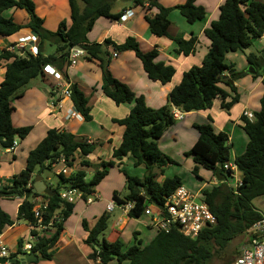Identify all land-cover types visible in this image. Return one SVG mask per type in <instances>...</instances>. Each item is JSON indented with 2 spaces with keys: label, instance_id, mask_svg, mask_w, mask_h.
<instances>
[{
  "label": "trees",
  "instance_id": "obj_1",
  "mask_svg": "<svg viewBox=\"0 0 264 264\" xmlns=\"http://www.w3.org/2000/svg\"><path fill=\"white\" fill-rule=\"evenodd\" d=\"M118 1L69 0L71 25L68 26L66 21H63L57 31L51 32L43 27V20L36 15L35 3L32 0H0V35L10 37L24 29H29L39 39L37 56L24 48L14 52L0 49V59L11 61L6 66L5 79L0 85V136H2L0 145L4 149H10L14 146L16 138L24 139L30 132L29 127L15 128L12 124L14 99L24 94L33 79L44 74L46 65L54 64L60 71L66 65L68 67L70 49L79 46L88 60L100 62L102 92L118 106L134 104L126 118L114 120L125 127V132L121 145L113 152V159H123L130 154L135 160V166H145L149 175L140 180L122 170L126 177L128 194L121 197L118 192H114L113 200L119 206L135 202L128 216L139 219L149 205L148 202L162 206L166 198L182 186L180 177L165 178L162 182H158L154 172V169L158 168L163 173L165 167L176 163L160 150L157 142L165 131L176 123L172 108L175 107L184 113L202 111L210 109L216 98H222V108L229 111L238 103V90L229 80L235 81L243 74L232 72L234 66L227 63L226 56L228 53L249 49L255 40L264 37V2L225 0L220 7L219 19L213 21L211 26L204 30L211 45L202 65L194 66L184 73L180 84L171 91L167 105L152 109L147 106L143 96H136L127 84L112 75L109 70L110 57L107 49L111 47L118 52H135L148 77L167 84L172 80L175 69L173 66L156 62L159 55L157 47L149 52H143L133 36H129L122 44H116L110 39L103 43H90L87 38V34L99 18L111 20L121 18L123 12L113 11ZM125 1L132 2L135 7H144L148 2V0ZM153 8H156L158 13L154 16H146L151 33L157 37L167 36L172 39L176 44L174 49L176 55L194 53L198 43L197 35L186 40L180 37L173 38L168 33L171 24L169 16L173 8L163 7L157 0H152L148 10ZM11 9L25 10L29 15V22L22 25L14 18L6 17L5 12ZM175 9L190 24L202 22L207 18L205 8L197 5L196 0H187L185 4ZM47 45L54 46L55 52L46 54ZM247 59L257 69L256 77L259 75L263 77L264 87V58L250 53ZM226 71L232 73L229 78L223 77ZM223 83L229 86L230 93L222 89ZM71 91L73 105L85 121L90 122L92 115L88 98L76 85L71 87ZM228 97L232 98L227 102ZM253 116V120L246 116L242 117L243 129L248 135L249 142L245 152L235 158V165L242 174V184L236 190L223 183L228 180V175L232 174L224 168V165L231 160L228 135L224 132H216L211 123L196 125L199 138L187 155L193 157L195 165L192 173L196 177H199L200 168H204L212 171L218 181L222 182L210 190L203 191L210 210L217 218L216 226L206 228L196 239L184 236L175 227L169 232L153 228L156 230V235L150 243L144 245L141 240L136 239L134 245L123 251L124 244L120 239L113 242L105 238L100 240L108 228L110 218L108 214H103L92 228L88 227L85 220L83 221V227L88 233L85 243L93 249L90 259L99 264H109L114 260L119 264L124 261H128L129 264H213L217 258L226 256L227 261L222 264H232L239 254L233 256L232 261H228L226 251L230 244L239 238L248 239L253 226L264 218L254 205L255 200L264 197V94L260 100V108ZM95 149V144L78 139L68 131L51 129L41 143L29 153L25 169L17 175L13 184L0 188V199L25 197L18 209V219L32 226L37 224L33 212L35 203L32 199L42 197L47 204L46 208H41L42 221L47 225L53 220L54 227L50 236L39 237L34 244L31 252L36 256L47 260L52 258L51 250L61 236L63 223L75 208L74 203L62 199L61 193L65 190L79 191L86 200L95 193L96 187L115 163L113 160L101 162L89 181L86 180V172L82 170L67 176L63 173L53 174L56 183L49 185L54 191L53 196L33 193L35 176L52 173V165L62 158L68 166L79 158L82 166L91 167L92 163L88 157ZM145 160L151 161L152 166L149 167ZM139 185L147 188L151 195L149 200L143 191H137ZM14 224L15 221L0 206V234ZM32 234H36L35 230ZM244 242L240 243L238 252ZM16 256L17 254L13 255Z\"/></svg>",
  "mask_w": 264,
  "mask_h": 264
},
{
  "label": "crops",
  "instance_id": "obj_2",
  "mask_svg": "<svg viewBox=\"0 0 264 264\" xmlns=\"http://www.w3.org/2000/svg\"><path fill=\"white\" fill-rule=\"evenodd\" d=\"M32 1L35 3V13L43 20V27L46 30L57 31L63 21H66L68 26L71 25L69 0ZM257 1L264 2V0ZM157 2L163 7L175 9L177 6L185 4L187 0H157ZM224 2L225 0H196L197 5L205 8L207 18L194 24L188 23L177 10H172L170 13L171 24L168 28V33L171 37L189 40L193 35H197L198 43L196 49L190 55H176L174 53L176 44L172 39L167 36L157 37L151 33L146 16H154L158 13L156 8L148 10L142 6L135 7L132 2L125 6L117 5L113 11L115 13H124L127 10H133L134 15L125 20L121 18L111 20L101 17L87 34V38L90 43H103L105 40L110 39L116 44H122L129 36H133L137 39L143 52H149L157 47L159 55L156 58V62L173 66L175 69L172 80L167 84L150 79L135 52H118L111 47L107 51L110 57L109 70L112 75L127 84L136 96H143L148 107L159 109L168 104L171 91L180 84L184 73L194 66L202 65L211 45L210 40L204 34V30L209 28L213 21L219 19L220 7ZM5 16L14 18L18 24L23 25L29 22V15L25 10L11 9L5 12ZM20 20L21 22H19ZM31 34L32 32L29 29H24L12 37H15L17 42L19 38ZM8 38L0 35V49H7L10 52L16 51V49H13L16 42L9 41ZM263 42L264 37L255 40L253 46L249 48L250 53L262 56L264 46L261 43ZM256 43L260 44V49L253 52L252 48ZM45 51H47V46ZM242 52L245 58L239 56L238 51L228 53L226 56L228 64L236 65L232 72L243 74L235 81L231 80L238 90V103L227 111L222 108V98H216L210 109L184 113L181 120L170 126L157 142L160 150L176 163L165 167L163 173L158 168L154 169L156 173L155 179L158 182H162L165 178L178 176L182 180V187L192 193H203L204 190H210L212 187L221 184L210 170L209 174L202 172V169L199 170V177L192 173L195 163L193 158L191 159L187 153L193 148L199 138L196 125L211 123L216 132H224L228 135V144L231 147L230 163L235 164V158L245 152L249 138L243 129L242 117L245 112L253 115L255 111L259 110L264 87L262 84L263 77L260 75L256 77L257 69L255 67L254 74L249 73L251 64L247 59L248 54L245 51ZM114 53L118 54L117 57L113 56ZM230 54H233V56H230ZM10 62L0 59V85L5 79L6 66ZM240 65L241 67H239ZM50 66L57 69L54 64H50ZM61 72L71 87L76 85L88 98L92 120L90 122L85 121L73 105L71 97L64 98L60 107L55 112L50 113L49 102L55 95L56 83L45 72L42 76L33 79L25 89L24 94L13 101L14 110L11 117L13 126L15 128L29 127L30 132L24 139L16 138L14 147L10 149H4L0 145V188L13 184L17 175L25 169L29 153L41 143L51 129L68 131L78 139L86 140L88 143L96 145L95 151L88 157L92 166L84 167L81 165V159L76 158L72 165L67 166L66 176L82 170L86 172L87 180V174L91 173V176H93L96 167L101 162L113 160L115 163L113 167L120 168L121 172L122 170L130 174L132 172L131 176L143 180L147 174L146 167L135 166V160L130 154L123 159H113V152L121 145L125 132V127L114 120L126 118L134 104L118 106L102 92L100 62L98 60H88L86 54L78 59L76 65L65 66ZM231 74L230 71H226L223 77L229 78ZM221 87L227 93H230L229 86L225 83L221 84ZM231 98L228 97L227 102ZM72 114H75V116H72ZM64 165L65 163L63 162L54 165L51 169L52 173L41 175L42 180L45 183L55 184L56 179H54L53 174H58L64 168ZM107 177L108 174L102 182ZM236 177L242 179V174L238 170ZM229 178L231 177L229 176ZM230 181L229 179L228 185L232 187ZM101 183L96 189L101 186ZM96 189L95 194L98 199L92 204H87L80 193H75L73 202L75 208L70 217L63 223V231L57 244L51 250L52 258L50 260L37 256L35 262L22 263L18 261L17 264H98V262L90 259L93 249L85 243L88 233L83 227V221L85 220L88 227L92 228L103 214H108L111 217L116 211H118L119 215L113 227L115 230L112 233V239L108 241L122 240L124 244L123 251L134 245L136 239L138 241L141 240L144 245L152 241L155 236L146 241L147 243L145 242L151 236L150 230L152 227L149 217L142 215L139 219H132L119 208L108 212L107 206L113 201L114 193L101 196ZM115 190L117 189L115 188ZM24 200L25 197L0 199L1 208L15 221L14 225L7 227L1 233V241L11 256L23 253V247L25 244L30 243V237L33 235V226L24 220L18 219V209ZM32 202L35 203V206L45 203L42 197H34ZM52 230V228L35 230V236H37V239L43 236L48 237L51 235ZM20 242H22L21 245ZM12 246L14 247L13 250ZM19 249H21V253H19ZM114 262L116 260L109 264ZM127 262L124 261L121 264Z\"/></svg>",
  "mask_w": 264,
  "mask_h": 264
},
{
  "label": "built area",
  "instance_id": "obj_3",
  "mask_svg": "<svg viewBox=\"0 0 264 264\" xmlns=\"http://www.w3.org/2000/svg\"><path fill=\"white\" fill-rule=\"evenodd\" d=\"M151 1L148 0L145 3V8L151 7ZM134 15L133 10H127L121 16V19L125 20ZM38 36L31 34L26 37L19 38V40L14 44L16 50L28 48L29 52L34 56L38 55ZM28 46V47H27ZM85 52L83 50L73 47L70 49L68 57V67L77 64L78 59L83 57ZM117 53L113 56L117 57ZM44 72L49 74L55 81V95L49 102L50 113L56 111L64 98L71 97L72 91L69 83L66 82L64 75L61 71L46 65L44 67ZM172 115L175 121L181 120L184 112L173 107ZM75 116V114H72ZM244 116L248 117L250 120L254 119L251 113L245 112ZM15 145V144H14ZM14 147V146H13ZM59 162L65 163L64 168L58 172V174L67 173V164L62 158L55 162L52 167ZM225 170L232 172L228 176H233L236 179V186L239 187L242 184V180L236 177L237 166L230 162L224 165ZM229 180V178H228ZM228 180L223 181V183L228 184ZM220 183H222L220 181ZM235 188V190L237 189ZM82 193L75 190H65L61 193L62 199L69 203H73L75 199V193ZM98 197L95 193L91 194L85 202L87 204H92L97 200ZM135 202H128L124 205L119 206L114 200L111 201L107 206V211L112 212L114 209L119 208L123 210L126 214L134 208ZM47 204L36 205L33 209L34 216L37 219V224L33 226L34 230H46V228H53L54 221H50L47 225L43 224L41 208H46ZM143 215L150 218V225L152 228L169 232L173 227L177 228L184 236L191 239H196L206 228L214 227L217 225V218L210 210L208 203L206 202L203 193H192L185 189L184 187H179L173 194L168 196L165 203L162 206L152 205L151 203L144 210ZM37 236L34 234L30 237V243L25 244L23 247V253L31 252L35 242H37ZM241 246L239 255L232 264H264V218L256 223L252 230L251 235ZM11 256L7 248L3 245L1 241L0 234V258H5L7 261L0 264H17L16 262L9 261L10 259H18ZM99 264V262H98Z\"/></svg>",
  "mask_w": 264,
  "mask_h": 264
},
{
  "label": "rangeland",
  "instance_id": "obj_4",
  "mask_svg": "<svg viewBox=\"0 0 264 264\" xmlns=\"http://www.w3.org/2000/svg\"><path fill=\"white\" fill-rule=\"evenodd\" d=\"M126 4L129 5V1L119 0L115 4V6H117V5L118 6H125ZM174 10H177V9H173V11ZM19 22H21V20ZM8 40L14 42L15 41V37L11 36V37L8 38ZM261 45L264 46V42L261 43ZM258 49H260V44L256 43V45L252 48V50H253V52H256ZM54 52H55V47L47 45L46 53L47 54H51V53H54ZM238 54H239V56L245 58V55L243 54L242 51H238ZM230 56H233V54H230ZM230 58H232V57H230ZM237 63H239V62H237ZM234 66L236 67V65H234ZM239 67H241V65ZM189 157L191 159L193 158L192 156H189ZM200 170L202 172H207L209 174V170L206 171V169H204V168H200ZM131 174H132V172H131ZM131 174L129 173L130 176H131ZM230 177L231 178H229V179L231 180L230 182L232 184V187L235 189L237 187L236 186V178L233 177V176H230ZM44 178H46V176H44ZM91 178H92L91 173L87 174V181L91 180ZM160 179H162V178H160ZM46 184H47V186L50 185L49 182H46ZM115 188L117 190H115ZM96 190H97L98 193H100L101 196L107 195V194H113L114 192H118L121 197H124L125 195L128 194V190L126 189V178H125V175L120 171V168H117V167L110 168L109 169V173H108V177L101 183V186L99 188H97ZM254 205L259 209V211L264 216V197L261 198V199L255 200L254 201ZM118 215H119L118 211L114 212L111 215V217H110V219L108 221V228L102 234V236L100 237L101 241H102L103 237L106 240L112 239L111 238L112 237V233L115 230L113 227H114V224L117 221ZM150 231H151V236L148 239H146L145 242L149 241L156 234V230L155 229L152 228ZM244 241H245L244 238H239V239L235 240L233 243L230 244L228 250L226 251V254L228 256L227 258L229 259L228 261H232L234 259L233 256H237L239 254L238 247L240 246V243L242 244V242H244ZM13 249H14V247L12 246V250ZM226 261H227L226 260V256H222V257H219L216 260H214L213 264H222V263H224ZM112 264H119V263L116 261V262H114ZM125 264H129V262H127Z\"/></svg>",
  "mask_w": 264,
  "mask_h": 264
},
{
  "label": "water",
  "instance_id": "obj_5",
  "mask_svg": "<svg viewBox=\"0 0 264 264\" xmlns=\"http://www.w3.org/2000/svg\"><path fill=\"white\" fill-rule=\"evenodd\" d=\"M77 49L82 50V48H80L79 46H77ZM244 51L246 52V54L249 55L250 50L249 49H244ZM262 57L264 58V53L262 54ZM255 72V68L254 65L251 64L250 68H249V73L254 74ZM231 82V84H233V82L231 80H229ZM2 140V136H0V141ZM145 162H147L148 166H152L151 161L145 160ZM221 167V165H220ZM146 175H149V172H147ZM33 193H38V194H44L47 196H53L54 195V191L47 186V184L42 180L41 175H36L34 178V183H33V188H32ZM137 191L141 192L143 191L146 194L147 199L149 200L151 198V195L148 193V190L146 187H144L143 185H139L137 187ZM148 204H150L148 202ZM18 259H10L9 261L11 262H16V261H20L22 263H27V262H35L37 260V256L34 253H21L18 255L17 257ZM7 260L5 258H0V263H5Z\"/></svg>",
  "mask_w": 264,
  "mask_h": 264
}]
</instances>
